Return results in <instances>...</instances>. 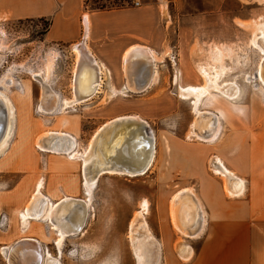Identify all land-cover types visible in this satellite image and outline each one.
Returning <instances> with one entry per match:
<instances>
[{"label":"rangeland","instance_id":"rangeland-1","mask_svg":"<svg viewBox=\"0 0 264 264\" xmlns=\"http://www.w3.org/2000/svg\"><path fill=\"white\" fill-rule=\"evenodd\" d=\"M139 1L138 6L129 7L140 10L154 6L157 10L162 38L157 58L163 64L158 82L126 95L108 93L101 87L100 92L76 106L62 102L72 96L76 63L72 46L44 40L48 22L45 18L0 20V90L15 107L13 134L0 152V218L3 214L7 218L0 224V264H7L6 247L27 236L37 238L60 264H136L128 237L129 223L135 214L141 216L143 223H137V232L150 247L152 263L157 256L159 264H191L206 230L207 215L198 235L186 230L182 235L169 216L172 196L190 188L201 199L206 181H221L226 196H240L241 189L232 194L225 190V178L219 173L216 160L221 145L233 149V154L241 146L240 141L230 140L232 135L240 133L249 138L250 134L264 132V87L253 77L262 51L252 44V37L260 35V27H264V0ZM257 41L264 50V39L259 37ZM173 54L177 63L174 66L169 61ZM178 67L182 85H201L203 74L214 71L220 73V81L239 85L241 92L233 99L211 91L200 105L201 110L225 111L221 134L219 123L218 135L212 136L215 140L204 141L191 134L193 105L177 92L174 75ZM42 89L57 94L51 112L38 105ZM152 97L156 101H151ZM129 99L139 100L137 107L147 114L148 125L153 129L152 164L137 175L103 171L87 195L82 187L81 159L40 151L35 139L47 132L66 131L77 138L75 150L84 151L93 133L107 122L102 118L104 111H117ZM230 102L237 106L232 108ZM194 154L199 159L191 157ZM221 161L234 173L235 163L230 158L227 163L225 157ZM70 180L73 189L68 188ZM39 182L40 192L51 201L69 194L89 205L82 225L66 235L61 252L53 243L57 235L47 222L29 218L30 225L25 228L20 219L19 212ZM144 200L147 207L143 211ZM178 243L187 247L185 258L176 253Z\"/></svg>","mask_w":264,"mask_h":264},{"label":"crops","instance_id":"crops-1","mask_svg":"<svg viewBox=\"0 0 264 264\" xmlns=\"http://www.w3.org/2000/svg\"><path fill=\"white\" fill-rule=\"evenodd\" d=\"M30 18H45L50 21L44 32L45 41L69 44L73 50L78 47L82 56H86L87 51L101 69L102 83L99 87H104V91L126 95L144 86L145 78L149 74V65L146 58L137 52L145 46L153 55L157 67L155 78L149 85L155 86L158 82L160 67L163 64L160 65L161 61L157 58L159 54L157 48L162 38L159 36L157 10L154 6L140 10H134L129 6L109 10H89L84 8L83 0H0V20ZM119 61L122 64L119 65L117 63ZM177 70L180 74L178 87L181 73L179 67ZM115 79L118 80L117 84L113 83ZM100 90L101 88L98 92ZM240 92L239 88L237 96ZM156 99L152 97L150 100L156 101ZM138 101L129 99L121 103L122 107L117 111L113 108L104 111L102 118L109 122L119 116H132L136 120L141 119L140 121L151 129L147 114L137 107ZM236 106L237 104L231 103L232 108ZM211 111L219 118L221 134L225 111L224 109ZM127 112L133 114H126ZM69 135H72L77 144V138L71 133ZM248 137L245 138L244 134L240 133L230 137V140L234 138L241 142V146L234 150V154L233 149H228L226 146L223 148L221 145L220 157L221 159L225 157L226 163L229 158L235 163L234 173L227 169L220 157L218 161L216 160L218 163L216 167L225 178L224 188L229 194L233 193L230 190L233 187V176L240 179L241 185L238 188L241 189L240 196L236 198L226 196L221 181H206L202 186L201 199L194 193L203 210L205 209L207 225L191 264H264V132L253 133ZM244 138L246 143L243 142ZM166 148L170 150L167 143ZM191 157L199 159L200 156L194 154ZM72 183L73 181L70 180L69 189H73ZM45 197L50 199L47 195Z\"/></svg>","mask_w":264,"mask_h":264},{"label":"bare ground","instance_id":"bare-ground-1","mask_svg":"<svg viewBox=\"0 0 264 264\" xmlns=\"http://www.w3.org/2000/svg\"><path fill=\"white\" fill-rule=\"evenodd\" d=\"M259 32L260 35L256 34L252 37L253 46L262 51L253 77L264 87V50L257 41L259 37L264 39V27H260ZM74 52L76 63L73 67L72 96L62 101L66 106H76L85 102L90 95H95L98 92L102 83L101 69L94 62V59L92 60V56L90 57L87 51L86 56H82L78 47L74 48ZM137 53L143 55L149 65L148 77L145 78L144 86L141 87V89H144L154 80L157 67L153 60V55L146 46L138 49ZM136 69L138 70V68ZM177 71L176 69L175 82L180 78V74ZM203 75L204 82L201 85H179L177 92L181 98L190 99L189 101L193 105L194 119L191 122V134L196 138L208 141L213 138V134L215 135L216 133L218 135L219 118L210 109H200L203 99L211 91H215L225 98L233 99L239 92V86L235 81H220L219 72L215 73L214 71L211 74L205 72ZM34 76H39V74L35 73ZM45 78V76H42V80H46ZM130 88L136 87L130 86ZM55 98L57 99L55 92L43 91L38 102L41 110L51 112L55 104ZM2 108L5 110L6 127L3 137L0 139V152L7 145L15 126V107L4 90H0V112ZM46 134L35 139L37 148L40 151H51L56 154H65L72 158L81 159L82 184L87 195L90 194L91 187L101 172L108 170L124 173V167H129L132 171L144 173L143 171L149 168L154 153L151 129L148 128L145 132L139 120L132 119V116L127 115L116 117L101 126L93 134L90 143L84 151L75 150L74 139L66 131L47 132ZM213 140L215 139L213 138ZM40 184L41 182L38 183L36 190L20 211V219L25 227L30 223L29 218L47 222L57 235L55 243L60 251L65 236L75 233L77 228L82 225L87 206L89 205L84 199L69 195H64L55 201H51L40 192ZM240 185V179L233 176V187L230 190L235 193ZM141 205L144 211L147 207V202L144 200ZM204 214L202 205L192 189L179 190L172 196L169 216L173 226L182 235H185L186 231L190 234L195 233L198 235L204 226ZM140 217L138 215L136 217L135 214L128 227V237L131 245H133L137 264H159L157 263V256H155L157 259L152 263L150 247L144 244L140 233L137 232V223H143ZM184 230L186 231L183 232ZM5 252L7 264H60L58 259L48 252L46 254L43 253L41 243L37 238L31 236L18 238L10 246L6 247ZM176 253L179 257L185 258L187 253L186 245L178 243Z\"/></svg>","mask_w":264,"mask_h":264},{"label":"trees","instance_id":"trees-1","mask_svg":"<svg viewBox=\"0 0 264 264\" xmlns=\"http://www.w3.org/2000/svg\"><path fill=\"white\" fill-rule=\"evenodd\" d=\"M83 5L85 9L89 10H109L128 7L132 5V2L131 0H83ZM49 22L50 21L48 20L47 27Z\"/></svg>","mask_w":264,"mask_h":264},{"label":"water","instance_id":"water-1","mask_svg":"<svg viewBox=\"0 0 264 264\" xmlns=\"http://www.w3.org/2000/svg\"><path fill=\"white\" fill-rule=\"evenodd\" d=\"M2 106V105H1ZM2 115V116H1ZM131 119V118H130ZM132 119H136V118H133ZM139 122L142 124L143 126V129L145 130V132L148 130V126L139 120ZM5 127H6V121H5V110L4 108H2V111L0 112V139L3 137V134L5 132ZM123 172L126 173V174H133V175H137L139 174L140 171H132L131 168L129 167H124L123 169ZM145 172V170L143 171Z\"/></svg>","mask_w":264,"mask_h":264},{"label":"built area","instance_id":"built-area-1","mask_svg":"<svg viewBox=\"0 0 264 264\" xmlns=\"http://www.w3.org/2000/svg\"><path fill=\"white\" fill-rule=\"evenodd\" d=\"M131 2L135 6H138L140 4V1L139 0H131ZM169 61H170V63H171L172 66L175 65L174 62L176 63V61H175V55L174 54H173V56H170ZM0 219H1L0 220V222H1L0 224H3L4 221L7 220V218H6V216L4 214L1 216Z\"/></svg>","mask_w":264,"mask_h":264},{"label":"flooded vegetation","instance_id":"flooded-vegetation-1","mask_svg":"<svg viewBox=\"0 0 264 264\" xmlns=\"http://www.w3.org/2000/svg\"><path fill=\"white\" fill-rule=\"evenodd\" d=\"M82 178H83V177H82ZM82 187H83V189H84L83 184H82ZM84 190H85V189H84ZM68 235H69V234H68ZM65 237H66V236H65ZM64 240H65V239H64ZM64 240H63V241H64ZM53 243H54V245L56 246V249H58V247H57V245H56V243H55V240H54ZM62 244H63V243H62ZM42 247H43V253L46 254V253L48 252V250H46L45 247H44L43 245H42ZM61 249H62V245H61ZM61 249H60V252H61ZM48 253H49L50 255H52L50 252H48ZM136 264H137V261H136Z\"/></svg>","mask_w":264,"mask_h":264}]
</instances>
